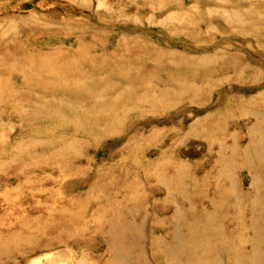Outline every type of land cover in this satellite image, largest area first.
<instances>
[{
	"label": "rangeland",
	"instance_id": "374dc122",
	"mask_svg": "<svg viewBox=\"0 0 264 264\" xmlns=\"http://www.w3.org/2000/svg\"><path fill=\"white\" fill-rule=\"evenodd\" d=\"M0 264H264V0H0Z\"/></svg>",
	"mask_w": 264,
	"mask_h": 264
}]
</instances>
